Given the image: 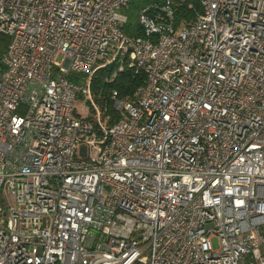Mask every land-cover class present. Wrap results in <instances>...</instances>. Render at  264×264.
<instances>
[{
    "label": "built area",
    "instance_id": "2783aa9c",
    "mask_svg": "<svg viewBox=\"0 0 264 264\" xmlns=\"http://www.w3.org/2000/svg\"><path fill=\"white\" fill-rule=\"evenodd\" d=\"M132 1L0 0V264H264V0L151 2L142 36ZM125 56L107 125L90 76Z\"/></svg>",
    "mask_w": 264,
    "mask_h": 264
},
{
    "label": "trees",
    "instance_id": "16d2710c",
    "mask_svg": "<svg viewBox=\"0 0 264 264\" xmlns=\"http://www.w3.org/2000/svg\"><path fill=\"white\" fill-rule=\"evenodd\" d=\"M162 0H138L137 3L133 1L127 9L132 7H142L151 2H161ZM200 4L197 1L184 3L175 11L174 26L180 28L188 24L196 15L201 12ZM125 32L127 35H143V31L138 24V21L133 24L127 19L125 25ZM9 38L6 35L0 36V53L3 52L8 44ZM82 74H70L71 81L82 80ZM145 80V75L141 71H136L128 67L127 57L119 60H113L109 64H100L90 76V92L92 99L100 111L101 121L107 125H111L123 117L122 111L116 109L111 98V91L117 92L118 99L132 100L135 89L141 85ZM89 119L93 120V109L91 108Z\"/></svg>",
    "mask_w": 264,
    "mask_h": 264
},
{
    "label": "rangeland",
    "instance_id": "374dc122",
    "mask_svg": "<svg viewBox=\"0 0 264 264\" xmlns=\"http://www.w3.org/2000/svg\"><path fill=\"white\" fill-rule=\"evenodd\" d=\"M134 3H137L138 0H133ZM139 7H132L131 9H126L124 10V14L127 15L128 17V20L133 24H134L138 21V16H139ZM83 99L82 98H78L76 100V111L78 112V114L82 115V116H87L88 113H89V110H88V107L86 104H84L83 102ZM91 110H90V114H91ZM96 117V114L93 113V118ZM86 140H92L91 137H87ZM89 159H94L98 156V148H99V145L98 144H95V143H91L89 145Z\"/></svg>",
    "mask_w": 264,
    "mask_h": 264
}]
</instances>
